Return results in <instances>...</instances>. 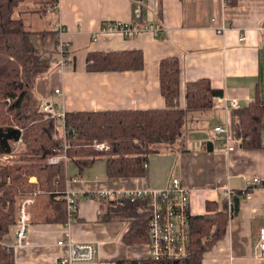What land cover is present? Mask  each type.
<instances>
[{
    "label": "crops",
    "instance_id": "obj_1",
    "mask_svg": "<svg viewBox=\"0 0 264 264\" xmlns=\"http://www.w3.org/2000/svg\"><path fill=\"white\" fill-rule=\"evenodd\" d=\"M58 2L57 8L54 4ZM52 7V8H51ZM51 8L49 11L48 9ZM32 32L31 40L50 69L35 80L40 100L52 97L64 112L74 110L164 108L160 89V61L177 56L181 64L180 104L187 108V83L206 78L223 95L244 107L260 90L264 97V0H24L15 11ZM124 21L144 26L163 24L165 31H150L133 38L119 33L93 34L109 22ZM66 28L69 44L67 62H62L57 24ZM226 29L219 32L218 25ZM244 34L245 40L240 41ZM141 49L143 69L89 71L90 51ZM61 94L56 93V89ZM264 124V119H263ZM222 125L235 144L226 150L215 131ZM233 110L223 104L207 109H190L186 119L185 150L153 153L146 176L111 178L104 168L88 169L81 176L72 167L67 188L77 194L78 215L72 223L77 242H91L97 248L93 262L78 264H116L120 260H147V243L127 244L123 237L133 220L125 217L102 219L107 208L104 198L91 194L102 190L164 188L173 175L192 192L193 215L221 210L228 188L243 190L253 177L264 180L263 146L245 148L241 138L233 137ZM64 130V125H63ZM211 146V147H210ZM105 161V160H104ZM50 194L39 191L32 208V223L27 244L11 247L12 264H60L66 249L56 242L63 235L67 206L58 214L52 211ZM216 203L217 208L211 206ZM210 205V206H209ZM264 227V186H256L242 196L239 212L229 220L226 234L204 254L202 264H264L258 244ZM10 229L5 243H13Z\"/></svg>",
    "mask_w": 264,
    "mask_h": 264
},
{
    "label": "trees",
    "instance_id": "obj_2",
    "mask_svg": "<svg viewBox=\"0 0 264 264\" xmlns=\"http://www.w3.org/2000/svg\"><path fill=\"white\" fill-rule=\"evenodd\" d=\"M24 0H0V128H19L24 150L21 160L0 162V262L12 264L14 253L2 243L16 220L17 199L21 193L50 194L52 211L58 214L65 207L63 191L71 176L68 163L78 168L75 176L98 159H104L107 175L111 178L146 176L153 153L185 150L186 119L190 109L212 107L213 97L223 95L206 78L187 83V108L180 104L182 95L181 64L177 56L160 61V89L165 98L164 108L74 110L65 112L63 134L59 135L57 118H46L39 110V99L34 86L38 76L50 69V63L38 54L31 40L32 32L21 18L15 17L16 8ZM235 0H231L234 3ZM145 55L141 49L90 51L86 58L89 71L143 69ZM264 97L260 90L250 104L233 110V137H241L245 148L263 146ZM67 142L64 148L63 142ZM106 142L109 149L100 150L95 144ZM211 147V146H210ZM12 145V158L16 155ZM66 153L67 161L49 163L48 158ZM7 155L0 149V157ZM35 176L37 181H31ZM261 186H264L262 180ZM245 192V193H244ZM249 191L238 190L233 196V214L229 215L227 201L223 208L208 214L190 217L188 254L177 264H202L204 254L227 232L229 220L239 212L242 196ZM94 197L96 194H92ZM37 199V198H36ZM102 219L125 217L133 220L123 240L127 244L148 240L150 209L148 199L140 197L115 205L109 200ZM210 206V205H209ZM116 264H175L174 260H120Z\"/></svg>",
    "mask_w": 264,
    "mask_h": 264
},
{
    "label": "built area",
    "instance_id": "obj_3",
    "mask_svg": "<svg viewBox=\"0 0 264 264\" xmlns=\"http://www.w3.org/2000/svg\"><path fill=\"white\" fill-rule=\"evenodd\" d=\"M58 2L54 4L57 8ZM52 8V7H51ZM51 8L48 10L50 11ZM219 32L226 29L225 25L216 26ZM259 30L264 32V25L259 27ZM66 28L63 24L58 23L56 29V37L59 42L62 62H67L69 55V44L64 39ZM150 31L157 35L165 31L163 24L150 23L144 26L137 24L113 21L101 27V29L93 34V39L96 40L101 33H119L124 37L133 38L141 35L143 32ZM245 40V35L240 36V41ZM57 94H61L60 89L55 90ZM213 103L223 104L226 109L241 108L236 100H230L227 103V98L224 95L214 96ZM39 110L44 113L46 118H57L63 122L65 112L59 108L57 102L50 96L39 100ZM215 131L223 133L222 138L217 139L221 146L226 150H232L235 147L233 139L228 133V129L222 125L215 127ZM59 132V131H58ZM63 134L59 133V135ZM241 138V137H240ZM21 138L19 142H21ZM238 141H241L239 139ZM64 148H67V142H63ZM96 148L100 150L109 149L106 142L95 144ZM10 155H3L1 159H9ZM69 157L66 153H57L48 158L49 163H58L67 161ZM148 167V162L144 163ZM31 181L36 182L35 176L31 177ZM262 178L253 177L247 181L246 187L242 191H252L256 186H260ZM237 193L236 190L228 188L225 192L224 198L227 201V210L229 215L233 214L234 199L233 196ZM245 193V192H244ZM248 193V194H249ZM96 194L105 201L114 202L115 205L124 204L126 200L135 201L140 197L148 199V206L150 209V217L148 221V240L149 258L156 260L167 259L178 261L185 258L188 254V245L190 242V217L193 215L191 210L192 192L189 187L185 186L179 175H173L169 183L164 188H139V189H116V190H102ZM92 195V194H91ZM37 193H21L17 199V215L15 222L10 229L15 232L13 243H2L11 250V247L22 246L27 244L28 232L30 230L32 221V208L36 203ZM67 206V219L63 227V235L56 242L60 247L66 249V255L60 259V264H78L93 262L96 258L97 248L91 242H77L71 231L72 223L77 219L78 199L75 191L66 188L63 191ZM93 196V195H92ZM258 248L260 253L264 256V227L260 229V239ZM0 264H2L0 262Z\"/></svg>",
    "mask_w": 264,
    "mask_h": 264
},
{
    "label": "water",
    "instance_id": "obj_4",
    "mask_svg": "<svg viewBox=\"0 0 264 264\" xmlns=\"http://www.w3.org/2000/svg\"><path fill=\"white\" fill-rule=\"evenodd\" d=\"M21 135L22 131L19 128H0V149L4 153H11L13 143L19 141ZM177 263L178 261H175V264Z\"/></svg>",
    "mask_w": 264,
    "mask_h": 264
},
{
    "label": "rangeland",
    "instance_id": "obj_5",
    "mask_svg": "<svg viewBox=\"0 0 264 264\" xmlns=\"http://www.w3.org/2000/svg\"><path fill=\"white\" fill-rule=\"evenodd\" d=\"M57 128H58L59 133L63 132V122L62 121L58 122ZM263 137H264V127H263ZM13 148H14L13 152L17 151L16 155L12 158V156L10 154H7V155H10L9 156L10 158L6 159V161L11 162V163H13L15 160H21V153H18V152H21L24 150V147L22 146V142H19V141L13 143ZM1 158L2 157H0V162H5V160H3ZM68 165H69L70 171L73 172L72 167L73 166H74V168L76 167L75 163L70 161L68 163ZM104 165H105L104 159H98L92 166L88 167L86 170L91 169V168H94V169L95 168L96 169L102 168L103 169ZM104 170H105V168H104Z\"/></svg>",
    "mask_w": 264,
    "mask_h": 264
}]
</instances>
